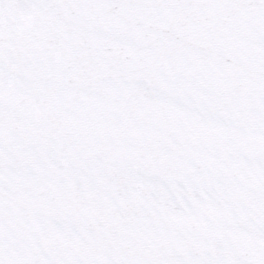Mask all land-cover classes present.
<instances>
[{
  "label": "snow or ice",
  "instance_id": "6c2138e0",
  "mask_svg": "<svg viewBox=\"0 0 264 264\" xmlns=\"http://www.w3.org/2000/svg\"><path fill=\"white\" fill-rule=\"evenodd\" d=\"M0 264H264V0H0Z\"/></svg>",
  "mask_w": 264,
  "mask_h": 264
}]
</instances>
